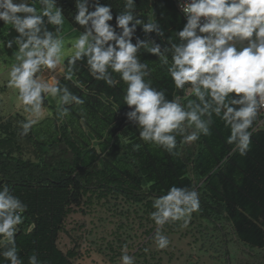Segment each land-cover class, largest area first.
Returning a JSON list of instances; mask_svg holds the SVG:
<instances>
[{
	"label": "clouds",
	"instance_id": "1",
	"mask_svg": "<svg viewBox=\"0 0 264 264\" xmlns=\"http://www.w3.org/2000/svg\"><path fill=\"white\" fill-rule=\"evenodd\" d=\"M73 4L71 19L80 32L66 39V17L58 0H0V23L8 26L5 36L15 33L0 39V75L7 77V88L14 90L29 117L19 122L22 136L46 111L48 98L62 119L71 118L73 111L85 113V99L54 75L59 71L70 81L83 62L94 80L109 87L123 83L126 120L144 144L177 155L178 144L210 136L219 119L229 131L225 142L240 156L247 155L250 129L264 111V0H182L179 7L186 22L176 31V40L165 35L154 12L147 22L139 17L136 0H122L114 24L111 3ZM138 26L143 39L136 35ZM152 33L155 38H150ZM5 49H14L11 59ZM141 53L158 59L183 95L169 99L166 89L153 86L155 68L141 60ZM140 147L132 144L133 150ZM27 207L7 183H0V257L6 264H25L16 236ZM152 207L149 218L157 226L152 239L157 250H164L170 240L161 229L170 222L187 228L192 214L201 210L200 194L172 185L153 199ZM27 264L45 262L33 252ZM119 264H136L127 245L122 246Z\"/></svg>",
	"mask_w": 264,
	"mask_h": 264
},
{
	"label": "trees",
	"instance_id": "2",
	"mask_svg": "<svg viewBox=\"0 0 264 264\" xmlns=\"http://www.w3.org/2000/svg\"><path fill=\"white\" fill-rule=\"evenodd\" d=\"M64 8V33L80 26L71 17L73 0H58ZM111 3L113 21L123 9L122 0H100ZM137 15L147 22L155 13L165 35L176 40L175 33L186 22L173 0H136ZM38 6V5H37ZM8 26L0 23V39L12 38ZM137 36L144 38L139 26ZM155 38V34H149ZM135 42V40H133ZM159 42V41H158ZM14 49H5L8 59ZM142 61L154 67L153 86L166 89L167 98L183 95L175 89L158 59L141 53ZM72 80H64L77 95L85 99L83 115L73 111L71 118L59 117L55 101L48 98L45 108L52 115L37 121L27 136L20 134V113L0 114V183H7L13 193L28 206L24 222L16 236L19 254L35 252L45 264H74L79 255L71 248L64 253L57 244L65 220L93 200L110 196L152 205L153 199L169 187L194 188L200 194L201 210L194 216L206 220L219 230L224 220L240 243L264 248V124L254 123L251 150L240 156L234 145H228L229 134L216 119L212 134L190 145L178 144V154L144 144L135 126L126 120L122 104L123 83L109 87L94 80L83 62ZM120 108L116 111V106ZM116 111V112H115ZM179 140V137H178ZM132 144H141L133 150ZM85 213V210H81ZM227 242H225V245ZM225 255L227 252L225 251ZM0 264H6L0 257Z\"/></svg>",
	"mask_w": 264,
	"mask_h": 264
},
{
	"label": "rangeland",
	"instance_id": "3",
	"mask_svg": "<svg viewBox=\"0 0 264 264\" xmlns=\"http://www.w3.org/2000/svg\"><path fill=\"white\" fill-rule=\"evenodd\" d=\"M78 35L74 30L65 33L66 39ZM54 75L60 78L62 73L57 71ZM6 79L0 75V114L20 113L29 118L14 90L7 88ZM48 112L51 111L46 108L37 121L47 117ZM153 210L145 201L122 197L93 200L67 217L58 247L64 253L75 247L79 255L72 260L74 264H119L123 245H127L136 264H264V248H250L237 241L224 220L219 224L221 228L215 230L211 223L193 214L187 228L180 227L182 222L164 225L161 231L170 244L157 250L152 239L157 226L149 218Z\"/></svg>",
	"mask_w": 264,
	"mask_h": 264
},
{
	"label": "built area",
	"instance_id": "4",
	"mask_svg": "<svg viewBox=\"0 0 264 264\" xmlns=\"http://www.w3.org/2000/svg\"><path fill=\"white\" fill-rule=\"evenodd\" d=\"M174 3H175V6L178 10V12L182 15V17L184 18L182 12H181V9L179 7V4L182 2V0H173ZM185 20V19H184ZM258 121H257V125H256V128H261L264 124V111H262L261 113H259L258 115Z\"/></svg>",
	"mask_w": 264,
	"mask_h": 264
}]
</instances>
